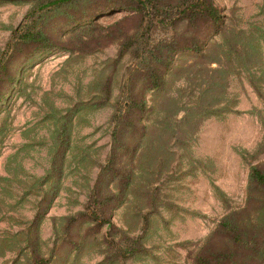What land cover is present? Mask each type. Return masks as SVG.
Returning <instances> with one entry per match:
<instances>
[{
    "label": "rangeland",
    "instance_id": "1",
    "mask_svg": "<svg viewBox=\"0 0 264 264\" xmlns=\"http://www.w3.org/2000/svg\"><path fill=\"white\" fill-rule=\"evenodd\" d=\"M214 2L222 29L211 33V24H201L198 37L209 35L202 54L177 53L174 63L185 69L168 76L178 103L211 100V112L196 113L190 125L177 111L174 137L147 121L144 169L114 209L116 228L108 234L107 224L95 228L68 217L84 208L107 157L113 102L132 57L118 58V40L77 48L86 31L66 26L65 10H81L82 1L32 16L30 0L0 1V264H31L37 257L45 264H196L197 253L231 247L237 251L232 264H264L229 235L205 243L231 211L243 209L234 215L239 221L258 215L264 222V186L249 180L250 165L264 170V0ZM127 13L107 10L78 23L107 24ZM130 16L124 27L134 26ZM34 17L65 46L34 52L31 43L15 42ZM233 43L240 58L229 53ZM106 84L109 98L99 103ZM162 94H148L161 103L156 109L164 107ZM57 165L60 174L52 171ZM123 234L139 235L143 249L122 256L109 238L124 244Z\"/></svg>",
    "mask_w": 264,
    "mask_h": 264
},
{
    "label": "trees",
    "instance_id": "2",
    "mask_svg": "<svg viewBox=\"0 0 264 264\" xmlns=\"http://www.w3.org/2000/svg\"><path fill=\"white\" fill-rule=\"evenodd\" d=\"M30 1L34 4L27 12L29 13L27 16H32V12L39 8H47L42 12V14H46L52 8L65 10L75 5L77 1L84 2L81 10L77 12L65 10L67 19L64 22L66 26L73 22L77 25L73 28L76 29L74 31L77 32L81 29L86 31L87 37L81 41L82 44L80 42L77 45V48L90 50L93 44L101 43L103 45L112 40H118V58L126 52H129L132 57L133 62L128 65L119 88V94L113 102L112 129L107 157L99 166L84 208L68 217L71 222L79 219L80 222L91 221L95 228L107 224V233L111 234L116 228L111 220L114 209L126 200L135 177L139 178L142 169H144L142 156L147 150V138L152 130V128L149 129L150 126L154 125V128L160 126L159 129L167 132V136L174 137L177 135V124L174 123V120L177 119V111H183L180 121L185 119L190 125L193 124L196 113L211 112V102H213L211 100L204 104L198 103V101L178 103L179 96L171 94L169 91L168 76L185 69L184 65H175L177 53L190 51L202 54L209 35L201 39L196 31L201 24H211L213 26L211 33H218L222 29V14L214 0ZM50 5L53 7H47ZM107 10H123L128 13L107 24L91 21H84V24L78 23L88 17L97 18ZM129 14L135 23L132 28L126 26L125 28L121 23L125 22L126 15ZM40 16L38 15L37 18ZM182 24L184 27L180 30L179 26ZM69 29L66 27L67 31ZM18 38L15 42L31 43L34 52H44L51 48L65 46L63 43H58L56 37L45 30L42 24H37V21L27 25V28H23L19 32ZM88 41H90V45ZM238 46L233 43V46L229 47L231 48L229 53L233 52L240 58ZM209 86L207 84L202 87L200 93H203ZM189 92L192 93L191 89ZM160 93H163V98L165 97L163 99L164 107L160 106L156 109L155 106L161 103L157 101L154 103L152 97L156 98ZM148 94L152 97L150 98ZM108 98L109 88L106 84L98 102L104 103ZM160 108H164V113L153 116L154 109L160 111ZM149 119L153 121L151 125L147 123ZM54 164L56 165L55 162ZM59 166H52L53 173L54 169L58 173L60 172ZM137 169L141 170L136 173ZM249 180L264 186V170L259 164L250 165ZM57 187L56 184L52 189L53 196L57 192ZM242 210L241 208L224 214L205 243H208L216 234L229 235L235 246L253 249L264 261V222L259 221L258 215L255 216L256 218L247 216L239 221L234 215L239 216L240 212H243ZM38 215L40 213L37 214V217ZM111 238H109V243L118 249L122 256L132 255L143 249L139 235L131 237L123 234L121 239L124 244ZM227 248L229 247L227 246ZM235 252L237 251L231 247L219 252L208 251L199 253V255L197 253L194 263L232 264V256ZM45 263L44 257H37L31 264Z\"/></svg>",
    "mask_w": 264,
    "mask_h": 264
}]
</instances>
